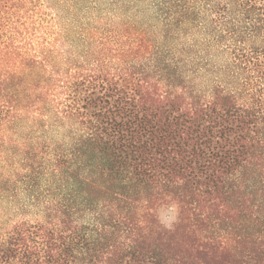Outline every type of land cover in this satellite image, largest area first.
I'll list each match as a JSON object with an SVG mask.
<instances>
[{
	"label": "trees",
	"instance_id": "1",
	"mask_svg": "<svg viewBox=\"0 0 264 264\" xmlns=\"http://www.w3.org/2000/svg\"><path fill=\"white\" fill-rule=\"evenodd\" d=\"M0 264H264V0H0Z\"/></svg>",
	"mask_w": 264,
	"mask_h": 264
},
{
	"label": "rangeland",
	"instance_id": "2",
	"mask_svg": "<svg viewBox=\"0 0 264 264\" xmlns=\"http://www.w3.org/2000/svg\"><path fill=\"white\" fill-rule=\"evenodd\" d=\"M175 218V213L168 209H163L161 211V219L165 223H171L172 220Z\"/></svg>",
	"mask_w": 264,
	"mask_h": 264
}]
</instances>
